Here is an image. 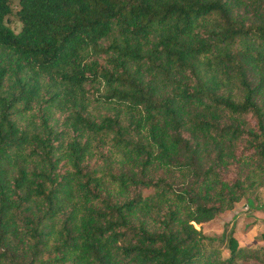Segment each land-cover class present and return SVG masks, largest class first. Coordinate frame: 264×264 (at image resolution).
Instances as JSON below:
<instances>
[{
    "label": "trees",
    "instance_id": "1",
    "mask_svg": "<svg viewBox=\"0 0 264 264\" xmlns=\"http://www.w3.org/2000/svg\"><path fill=\"white\" fill-rule=\"evenodd\" d=\"M262 188L264 0H0V264H264Z\"/></svg>",
    "mask_w": 264,
    "mask_h": 264
},
{
    "label": "rangeland",
    "instance_id": "2",
    "mask_svg": "<svg viewBox=\"0 0 264 264\" xmlns=\"http://www.w3.org/2000/svg\"><path fill=\"white\" fill-rule=\"evenodd\" d=\"M15 4V3H14ZM16 10V6H13ZM8 25L15 32L21 28L16 16L7 18ZM242 199L231 210L223 212L214 220L205 223L204 234L213 239V244L220 249L222 255H229V240L232 237L238 245H264V188L255 198Z\"/></svg>",
    "mask_w": 264,
    "mask_h": 264
}]
</instances>
